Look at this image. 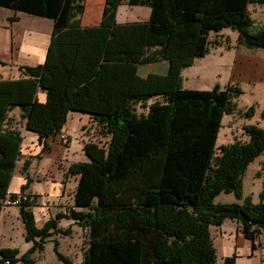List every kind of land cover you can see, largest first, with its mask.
Segmentation results:
<instances>
[{"label":"trees","instance_id":"1","mask_svg":"<svg viewBox=\"0 0 264 264\" xmlns=\"http://www.w3.org/2000/svg\"><path fill=\"white\" fill-rule=\"evenodd\" d=\"M127 4L150 9L141 46L107 49L104 61H160L172 35L192 29V45L188 40L181 46L191 47L190 64L208 53L210 34L225 28L237 32L240 44L264 48V24H255L248 10L249 4L264 5V0H127ZM0 7L47 17L54 32L67 34L79 31L85 0H0ZM15 19L8 17L10 22ZM77 51L76 42L52 40L42 63L19 65L24 77L0 78V199L7 196L22 140L18 131L3 128L8 112L16 106L21 109L26 129L38 134L44 149L48 136L61 132L77 103V94L66 97ZM40 90L45 92L44 101L37 99ZM240 92L237 85L221 87L217 82L209 89L183 88L178 75L168 91L125 95L109 111L84 109L102 125L107 144L86 140V161L72 163L66 172L78 176L68 217L86 232L81 264H216L209 228L226 218L235 220L252 242L258 237L264 228V202L252 203L247 197L241 202L215 201L222 192L241 199L244 171L264 152V128L254 125L244 127L246 141L220 145L216 152L222 118L236 110L234 97ZM136 105L146 112L138 113ZM23 166L26 169L28 163ZM262 169L264 173V165ZM29 181L26 175L20 192ZM30 203L28 195L18 208L25 239L33 245L20 256L15 248H0V264L6 259L29 264V255L41 251L48 237L71 234L70 226L58 227L60 216L37 227ZM54 251L71 264L56 240ZM235 257L226 256L223 264H235Z\"/></svg>","mask_w":264,"mask_h":264},{"label":"crops","instance_id":"2","mask_svg":"<svg viewBox=\"0 0 264 264\" xmlns=\"http://www.w3.org/2000/svg\"><path fill=\"white\" fill-rule=\"evenodd\" d=\"M248 10L255 24H264V5L249 4ZM3 26L15 28L21 25L23 17L30 14L14 12L8 8L0 7ZM150 14V9L143 5H128L127 0H86L85 8L80 16V28L78 32L67 30L54 32L51 28L47 33L41 32V28H31L34 40L31 43H22L16 62L0 68V78L24 77L19 65H36L42 63L46 50L52 40L60 42L78 43V51L74 60L73 69L66 89V97L77 94V103L69 111L67 120L61 132L68 135V142L63 143L57 134H52L46 139L44 149L43 143L38 141V134L29 131L25 127V119L21 118V109L16 106L7 115L3 128L16 130L20 133L22 140L20 152L12 171L7 195L20 193V186L29 177L28 187L24 192L30 195L31 203L28 208L34 216L37 227H41L50 218H57L60 228L70 226L71 234L54 233L47 238L41 251L35 250L29 255L32 262L29 264H50L45 249L49 243L53 246V255L56 257L54 264H66L59 259L54 251V240L58 243L59 252L69 261L72 253L66 243L67 237L73 232L81 231L82 247L81 257L75 258L71 264H81L83 260L82 251L85 247L86 232L75 220L68 217L70 208H74V192L77 185V175H66L69 166L78 161H86L83 144L86 141L83 135V117L87 109H102L109 111L119 105L125 95L141 93H158L173 88L178 75L189 64L190 48L182 49L189 40L192 45L195 29L188 32L176 33L171 37L170 44L164 59L152 63L130 64L120 62L104 61L102 55L105 50H138L141 46L145 30V22ZM15 16V20L9 21L8 17ZM227 29V28H225ZM29 31V32H30ZM12 32V31H11ZM236 32V31H235ZM25 34V31H24ZM101 34H107L105 37ZM43 36L44 43L41 44ZM238 58L245 62L244 71L254 78H258L257 69L264 66V48H249L240 43L237 45ZM186 52L182 53V51ZM183 54H185L183 56ZM236 56V57H237ZM17 64V65H16ZM185 66L184 68H182ZM256 69V70H255ZM257 72V74L255 73ZM252 77V76H251ZM236 83L228 82L227 85ZM223 87V85H221ZM37 99L45 100V92L38 91ZM87 108V109H86ZM78 119V133L75 140H71L69 133L70 121ZM91 119L87 113L86 122ZM75 144V147L74 145ZM28 163L24 169V162ZM222 192L216 196L215 201L226 203L235 202L236 198L231 193ZM225 195L224 200H222ZM238 201V200H237ZM239 202V201H238ZM241 202V201H240ZM12 213V214H11ZM15 227H12V225ZM8 228L7 234L16 238L17 243H6L0 238V248H15L20 256L26 253L33 245L31 240L25 239V226L19 215L18 207L6 206L0 211V226ZM5 228V227H3ZM210 234L216 251V264H223L226 256L235 254V264H264V233L252 242L244 236L240 225L233 219L226 218L220 225H211ZM11 233V234H10ZM1 236V235H0ZM3 237V235H2ZM9 240L11 238H8ZM76 256V255H75ZM14 264H24L17 261Z\"/></svg>","mask_w":264,"mask_h":264},{"label":"rangeland","instance_id":"3","mask_svg":"<svg viewBox=\"0 0 264 264\" xmlns=\"http://www.w3.org/2000/svg\"><path fill=\"white\" fill-rule=\"evenodd\" d=\"M1 17H3V12L0 11V18ZM29 18L30 17H23L24 21L15 28H4L5 26H3L0 21V58L8 61V66H12V62L15 63L17 61L16 55L19 53L18 50H20V45L24 42L31 43L34 40L35 36L33 34L31 35V28L39 29L40 27L43 33H47L51 28V19L47 17L33 15L32 20H29ZM237 36V32L229 28L223 29L219 33H211L208 53L202 58L195 59L192 64L189 63L186 67H182H185L181 73V85L183 88L209 89L216 82L223 85V87H225L228 82H232L236 83L235 85L241 90V92L234 97L236 110L233 113L224 114L222 118V123L215 142L217 153L220 145L233 141H246L247 135L244 132L245 126L254 125L264 128V118L262 117L264 111V66L257 69L260 75L258 78H254L252 69L250 71L252 77L248 76L247 71H244L245 62L237 56L238 52H240L237 49L239 43ZM43 43L44 39L42 36L41 44L43 45ZM190 54L191 53L186 57L187 60L190 58ZM16 63L19 64L18 62ZM4 65L0 64V68ZM255 73L257 74L256 71ZM149 102H151V100L148 101V103ZM250 110H252V113H250L251 115L247 113ZM136 111L138 113H144L146 112V108L136 105ZM83 118L82 121L86 124L83 131L85 140L91 139L105 146L107 144V137L105 136L102 125L98 124L93 118L87 123V113H85V117ZM78 123L76 117L70 121L68 131L72 141L76 139L79 129ZM73 145L75 147V144ZM263 165L264 152L250 162L244 171L241 199H237L234 194L231 193V196L236 198L235 202H240L245 197L252 203L264 202ZM225 195H223L224 198L222 200L226 199ZM12 227H15V224L14 226L12 225ZM6 232L9 233L8 228L6 229V225L0 226V238L3 241L5 240L4 242L6 243H12L14 241L16 244L17 239L9 236ZM8 238L11 239L9 240ZM66 243L68 248L71 249L72 261H75L74 257H81V231L73 232L71 236L67 237ZM45 252L49 263L54 264L52 260L56 257L53 255L52 243L47 245Z\"/></svg>","mask_w":264,"mask_h":264},{"label":"built area","instance_id":"4","mask_svg":"<svg viewBox=\"0 0 264 264\" xmlns=\"http://www.w3.org/2000/svg\"><path fill=\"white\" fill-rule=\"evenodd\" d=\"M58 137L61 139V141L64 144L68 141V135L63 133V132H59ZM27 199H28V194L26 192H20L13 197L7 195L4 199H0V203H1L2 207H6V206L18 207L23 201H25ZM262 233H264V228L261 229L260 234H262ZM2 264H11V263L8 259H6V260H4V262Z\"/></svg>","mask_w":264,"mask_h":264}]
</instances>
